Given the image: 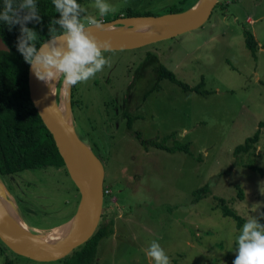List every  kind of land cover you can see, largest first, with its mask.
<instances>
[{"label": "rangeland", "instance_id": "1", "mask_svg": "<svg viewBox=\"0 0 264 264\" xmlns=\"http://www.w3.org/2000/svg\"><path fill=\"white\" fill-rule=\"evenodd\" d=\"M195 1L106 0L118 10L105 16L95 0H83V7L84 15L108 22L130 10L149 16L165 15L171 6L182 11ZM217 3L196 30L105 51L110 66L73 87L74 127L104 167L99 222L114 221V232L99 241L92 264H155L146 255L153 240L171 264H233L244 223L257 219L264 224V178L246 165L264 169V126L255 154L233 153L264 121V0ZM244 30L259 42L257 58L245 47ZM158 61L189 85L203 77L200 88L208 91L184 89L162 77L144 97L156 80ZM126 111L138 116L131 130ZM136 131L146 140L175 132L177 140L190 143V152L146 146ZM3 183L31 232L30 226L51 231L78 209L79 192L64 166L6 175ZM205 184L209 193L195 201L193 191ZM219 198L243 217L240 227L222 215ZM6 256L17 264H65L67 259L33 262L9 253L0 256V263Z\"/></svg>", "mask_w": 264, "mask_h": 264}, {"label": "trees", "instance_id": "2", "mask_svg": "<svg viewBox=\"0 0 264 264\" xmlns=\"http://www.w3.org/2000/svg\"><path fill=\"white\" fill-rule=\"evenodd\" d=\"M196 0L192 5H194ZM83 7V0H77ZM220 2V1H219ZM217 5L219 6L221 2ZM38 13L41 17L40 21H31L27 27L34 29L38 33L37 47L45 40L50 38V23L53 19H59L60 13L56 12L53 0H36ZM191 5V6H192ZM215 5V6H217ZM220 7V6H219ZM224 7V4H223ZM222 7V8H223ZM3 9V0H0V11ZM181 11L176 6H171L168 12ZM149 16V13H142L130 10L124 17ZM57 28L59 26L57 25ZM20 33V25L11 28L5 22L0 21V37L7 44L8 51H0V178L6 175L17 174L24 170L46 167H61L66 165L60 155L52 133L45 124L42 123L28 93V65L23 55L18 51L17 42ZM244 44L248 51L257 58V51L260 48L257 38L249 30L243 31ZM153 57H149L152 59ZM156 80L153 85L145 91L144 97L157 87L158 81L162 77H167L171 81L177 83L184 89H193L197 92H207L201 89L203 77L195 85H189L176 77L174 72L166 67L163 63H156L154 67ZM61 80L59 82V85ZM74 87V86H72ZM74 88H72V103L74 102ZM138 116L132 113H125L129 130ZM264 121H260L259 128L251 136L245 138L243 143L234 147L235 155H253L256 153L257 144L261 138V128ZM135 136L141 140L142 144L150 145L156 148L164 149L169 152L182 151L190 152V143L182 142L176 139V133L171 132L162 136L160 140H146L141 132L136 131ZM172 140L171 145H167V141ZM247 166L255 169L264 178V169L259 166ZM68 171V170H67ZM237 186V197L243 198V191L239 185ZM78 189V188H77ZM209 193V185L205 184L193 191L195 201L202 198L203 195ZM219 206L222 215L229 216L234 219L237 226L240 227L244 221L243 217L237 212L230 209L224 199L219 198ZM78 207V206H77ZM24 219V218H23ZM70 220V219H69ZM68 220V221H69ZM25 221V220H24ZM67 222V221H66ZM25 223L28 224L27 221ZM64 224V223H62ZM59 226V225H58ZM35 227V226H30ZM54 226H51V228ZM57 227V226H56ZM36 228V227H35ZM55 228V227H54ZM114 232V221H100L91 237L77 246L66 257L65 264H92L97 255L99 241L110 236ZM17 255V254H16ZM33 261V260H31ZM35 262V261H33ZM3 264H17L11 258L6 257Z\"/></svg>", "mask_w": 264, "mask_h": 264}, {"label": "water", "instance_id": "3", "mask_svg": "<svg viewBox=\"0 0 264 264\" xmlns=\"http://www.w3.org/2000/svg\"><path fill=\"white\" fill-rule=\"evenodd\" d=\"M217 1L198 0L194 5L182 11L167 12L161 16H122L108 22H99V27L94 25L86 27L89 28V31L98 41H110L111 48L109 50L133 49L200 28L210 19ZM8 50L7 44L0 37V51ZM27 83L33 106L42 123L52 133L68 173L78 188V209L70 219L78 215L80 230L77 236L48 245L37 243V239L11 236L1 215L2 198L0 197V240L11 252L17 255L33 261L47 262L66 257L94 233L103 206L104 167L102 161L90 146L79 138L74 124H71L63 116L60 108V96L57 94L59 83L55 92H43L39 88L38 78L35 76L30 64L28 65ZM71 91L72 87H70V110L73 113ZM2 191L7 196L3 195ZM0 196L3 197L4 202L11 209V200L8 198L11 194L1 180ZM12 203L25 223L16 204ZM16 230L20 232L21 228L17 227Z\"/></svg>", "mask_w": 264, "mask_h": 264}, {"label": "clouds", "instance_id": "4", "mask_svg": "<svg viewBox=\"0 0 264 264\" xmlns=\"http://www.w3.org/2000/svg\"><path fill=\"white\" fill-rule=\"evenodd\" d=\"M53 4L60 18L51 21L50 40L44 41L39 47L38 33L27 27L29 22H39L41 19L36 0H3L0 21L10 28L20 25L18 51L31 65L39 80L50 83L62 78L63 85L70 88L87 82L106 65L110 66L111 58H106L103 53L111 48V42L98 41L89 31L86 25L99 27L100 23L84 15L87 10L77 0H53ZM94 6L100 16L118 10L106 0H95ZM236 243L233 264H264V224L257 219L248 220L236 237ZM146 255L155 264H171L169 256L157 240L151 242Z\"/></svg>", "mask_w": 264, "mask_h": 264}, {"label": "bare ground", "instance_id": "5", "mask_svg": "<svg viewBox=\"0 0 264 264\" xmlns=\"http://www.w3.org/2000/svg\"><path fill=\"white\" fill-rule=\"evenodd\" d=\"M39 88L43 92H55L58 88V81H52L50 83H46L44 81L39 80ZM61 89V92H60ZM59 96L61 102H60V108L63 116L69 121L71 124H73V116L70 110V88L65 87L63 85V81H61L59 86ZM3 195L7 194L2 191ZM1 199V215L2 218L6 224L7 231L11 236H18V237H28L29 239H37V243H40L41 245H48L51 243H56L63 240H68L74 236H77L79 234V221H78V215H75L72 219L65 222L64 224H61L55 228H53L51 231L41 230V229H34V232H31L28 228V226L22 221L20 218L16 208L13 206V200L11 199V196H8V198L11 200V209L7 206V204L4 202V199L2 196H0ZM20 227L21 231L17 232L16 228Z\"/></svg>", "mask_w": 264, "mask_h": 264}, {"label": "flooded vegetation", "instance_id": "6", "mask_svg": "<svg viewBox=\"0 0 264 264\" xmlns=\"http://www.w3.org/2000/svg\"><path fill=\"white\" fill-rule=\"evenodd\" d=\"M157 58H152L150 61H153V60H156ZM146 62H149V61H144V63H146ZM159 62V61H158ZM157 62V63H158ZM156 65V64H155ZM155 67V66H154ZM154 67H153V71L155 72V70H154ZM156 74V73H155ZM73 88V87H72ZM74 91V90H73ZM74 93V92H73ZM145 93V92H144ZM128 96V95H127ZM74 103L75 102H73L72 103V111H74L73 110V107H74ZM126 110H128V108H126ZM127 112V111H126ZM131 113V112H130ZM72 114H74V113H72ZM125 117V116H124ZM73 119H75V117H73ZM126 119V118H125ZM90 146V145H89ZM90 148H91V146H90ZM92 149V148H91ZM0 180H2V182H3V179H1L0 178ZM7 188V187H6ZM8 189V188H7ZM10 191V190H9ZM9 253H11V254H16V253H13V252H11V250L8 248V247H6L5 246V244L0 240V256H5V255H9ZM6 257H8V256H6ZM5 257V258H6ZM5 258H4V260H5ZM8 258H10V257H8ZM4 260L0 263V264H3L4 263Z\"/></svg>", "mask_w": 264, "mask_h": 264}, {"label": "built area", "instance_id": "7", "mask_svg": "<svg viewBox=\"0 0 264 264\" xmlns=\"http://www.w3.org/2000/svg\"><path fill=\"white\" fill-rule=\"evenodd\" d=\"M104 192H106V190H104Z\"/></svg>", "mask_w": 264, "mask_h": 264}, {"label": "crops", "instance_id": "8", "mask_svg": "<svg viewBox=\"0 0 264 264\" xmlns=\"http://www.w3.org/2000/svg\"><path fill=\"white\" fill-rule=\"evenodd\" d=\"M35 227H33V229H34Z\"/></svg>", "mask_w": 264, "mask_h": 264}]
</instances>
